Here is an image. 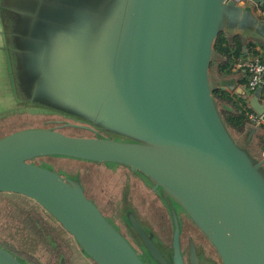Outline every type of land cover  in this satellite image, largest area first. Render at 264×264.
Segmentation results:
<instances>
[{"label": "water", "instance_id": "95a60500", "mask_svg": "<svg viewBox=\"0 0 264 264\" xmlns=\"http://www.w3.org/2000/svg\"><path fill=\"white\" fill-rule=\"evenodd\" d=\"M262 2L0 0L2 81L31 112L73 121L0 136V193L43 209L94 264H206L192 239L183 246V216L219 264H264V129L234 136L214 89L245 97L263 122L264 102L211 65L219 33L264 42ZM45 156L118 170L126 188L137 179L168 215L169 244L133 200L120 207L130 240L78 176L35 162ZM25 260L0 244V264H39Z\"/></svg>", "mask_w": 264, "mask_h": 264}, {"label": "rangeland", "instance_id": "374dc122", "mask_svg": "<svg viewBox=\"0 0 264 264\" xmlns=\"http://www.w3.org/2000/svg\"><path fill=\"white\" fill-rule=\"evenodd\" d=\"M0 55H4L1 50ZM2 70L3 66H0V136L26 127L56 126L59 125L57 120L72 121L58 115H43L31 112L25 106V102L20 99H14L11 85L9 84L8 87L2 81ZM8 112L11 115L8 116ZM61 130L70 135H92L88 130L74 127H62ZM234 136H236V133H234ZM115 138L120 137L115 136ZM35 162L50 166L64 176H78L87 194L96 200L97 204L103 210V213L118 224L121 231L133 241V236L128 234L129 228L124 220L123 211L120 210V207H124L125 204L127 206L130 205L132 200L137 203L135 198H137L139 191L136 195L134 194L135 198L132 195V181H136L137 179L129 177L128 188H126L127 183L124 179V173L118 170L113 171L104 165L54 156L39 157L35 159ZM142 189L146 192L144 194L149 193L147 188L144 189L142 186ZM142 196L140 194L139 198ZM31 206L33 208H39L29 199H24L19 196L0 195V244L6 245L18 252L21 257L27 260H25L26 262L36 261L39 264H60L62 260V264H94L79 250V247L74 243L71 236L63 231L45 212H40L37 209L36 211H22V209L32 208ZM139 206L140 208L142 207L141 205ZM160 206L163 209L161 204ZM5 208L14 211H4ZM139 212L146 214L140 215V219L156 235L158 234L165 242L164 244H169L172 228L167 213L165 211H150V209L149 211ZM25 215H32L34 217L43 216L41 217L44 218L45 223L42 220H38V228H44V234L41 237H35L33 235L34 231L25 229ZM189 239H192L197 245L199 257L202 258L201 255H204L206 264H208L210 259H213L216 264H219L213 247L195 226L183 216L182 242L184 247L187 246ZM16 244H18V247H16ZM23 245L24 248H22ZM55 251H57L55 253L56 256H53L52 252ZM47 252L53 257H49ZM66 252L68 253L67 255Z\"/></svg>", "mask_w": 264, "mask_h": 264}, {"label": "trees", "instance_id": "16d2710c", "mask_svg": "<svg viewBox=\"0 0 264 264\" xmlns=\"http://www.w3.org/2000/svg\"><path fill=\"white\" fill-rule=\"evenodd\" d=\"M262 5H264V2ZM232 37L233 38L229 40L223 32L219 33L214 44L215 50L225 56L220 62H216L215 58L211 63L212 66L215 64L217 65L220 74H231V64L233 61L237 62L239 59H242V55L245 54L246 51L252 52L251 55L253 58L257 57L261 62H264V55L255 56L258 52L253 49L255 45L252 41L244 43L238 35ZM260 91L264 92V77L263 83L260 86ZM214 96L218 100V103H225L228 106V108L222 109L221 113L229 129L234 133H242L249 123L248 113H254L252 108L248 106L247 99L242 95L235 94L234 92L230 93L222 89H214ZM260 127L264 129V124H261ZM59 130H61V128ZM257 138L258 141L256 145L262 150L264 148V134L257 135ZM254 152L258 153L256 150Z\"/></svg>", "mask_w": 264, "mask_h": 264}, {"label": "flooded vegetation", "instance_id": "af4514ba", "mask_svg": "<svg viewBox=\"0 0 264 264\" xmlns=\"http://www.w3.org/2000/svg\"><path fill=\"white\" fill-rule=\"evenodd\" d=\"M72 122V121H71ZM56 126H60V124L59 125H56ZM65 127H68V126H65ZM74 128H76V127H74ZM63 132V131H62ZM65 133V132H64ZM124 181V180H123ZM122 181V182H123ZM142 183L141 182H139V181H132V195H133V197H134V194L136 195L137 194V192H138V194H137V198H135V200L137 201V203H136V205H137V210L138 211H149V209H150V211H165V209L163 208L162 209V207L160 206V203H159V201H158V199H157V197L155 196V195H153L150 191H149V193L147 192V194H144V193H146L143 189H142V186H143V184L141 185ZM83 185V184H82ZM84 187V186H83ZM85 189V188H84ZM145 189V188H144ZM85 192H86V190H85ZM86 194H87V192H86ZM140 194H142L143 196L141 197V198H139V195ZM0 195H10V196H14L13 194H6V193H2V194H0ZM88 195V194H87ZM89 196V195H88ZM155 198H154V197ZM90 197V196H89ZM94 199V198H93ZM94 201L96 202V200L94 199ZM97 203V202H96ZM139 205H141L142 207L140 208V206ZM99 206V205H98ZM32 207V206H31ZM100 207V206H99ZM101 208V207H100ZM36 209L37 208H30V209H22V211H36ZM38 211H43L44 212V210L43 209H40V208H38L37 209ZM4 211H14V210H9V209H4ZM46 213V212H45ZM148 215V214H147ZM42 216V215H41ZM41 216H37V217H34V216H30V215H25V218H26V220L24 221L25 222V229H27V230H30V231H34V233H33V235L35 236V237H41L44 233H43V230H44V228H38V220H42V221H44V218H42ZM44 223H45V221H44ZM46 225V224H45ZM69 235V234H68ZM15 245V244H14ZM17 246L16 247H18V244H16ZM22 248H24V245L22 246ZM26 251V250H25ZM27 252V251H26ZM18 253V252H17ZM53 253V256L55 255V253H57V251H55V252H52ZM47 254H48V256L50 257L51 255L47 252ZM68 253L66 252V255H67ZM20 255V254H19ZM53 256H51V257H53ZM56 256V255H55Z\"/></svg>", "mask_w": 264, "mask_h": 264}, {"label": "built area", "instance_id": "2783aa9c", "mask_svg": "<svg viewBox=\"0 0 264 264\" xmlns=\"http://www.w3.org/2000/svg\"><path fill=\"white\" fill-rule=\"evenodd\" d=\"M245 1L246 0H237L239 4H243ZM262 3L256 4L255 11L259 16L264 18V5H262ZM237 64L239 67L247 69L249 77L244 85V88L249 93H253L263 83L264 62H261L257 57H251L246 59H239L237 61ZM248 120L249 122L256 125L264 124L261 116H258L255 113H248ZM261 156L264 157V148L261 150Z\"/></svg>", "mask_w": 264, "mask_h": 264}, {"label": "crops", "instance_id": "0c3cea01", "mask_svg": "<svg viewBox=\"0 0 264 264\" xmlns=\"http://www.w3.org/2000/svg\"><path fill=\"white\" fill-rule=\"evenodd\" d=\"M256 6V4L254 5ZM256 12V11H255ZM261 17V16H260ZM228 39L230 40L231 38H233L232 36H227ZM242 39V42H247V41H252L253 44L255 45V47L253 48L254 50H256L258 52V54H256L255 56H263L264 55V42L258 40L257 38H255L254 36H239ZM253 45V46H254ZM252 52H247L245 54L242 55V58H251L252 57ZM224 54H221L220 52L215 50V58H216V62H220L221 60L224 59ZM228 75H235V77H237L238 79V84L241 85L242 87H244L248 77H249V73L247 71V69L239 67L237 62L233 61V63L231 64V74ZM230 93L232 91H229ZM264 92H259V98L262 102H264Z\"/></svg>", "mask_w": 264, "mask_h": 264}]
</instances>
